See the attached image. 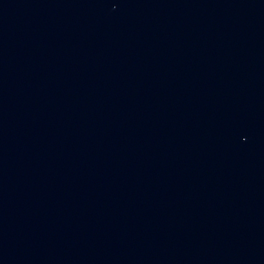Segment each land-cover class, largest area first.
I'll use <instances>...</instances> for the list:
<instances>
[{"label":"water","instance_id":"water-1","mask_svg":"<svg viewBox=\"0 0 264 264\" xmlns=\"http://www.w3.org/2000/svg\"><path fill=\"white\" fill-rule=\"evenodd\" d=\"M0 264H264V0H0Z\"/></svg>","mask_w":264,"mask_h":264}]
</instances>
